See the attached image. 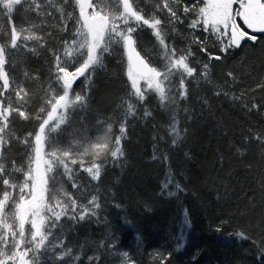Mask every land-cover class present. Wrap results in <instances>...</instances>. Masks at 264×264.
<instances>
[{"label":"trees","instance_id":"obj_1","mask_svg":"<svg viewBox=\"0 0 264 264\" xmlns=\"http://www.w3.org/2000/svg\"><path fill=\"white\" fill-rule=\"evenodd\" d=\"M196 2L184 0L188 5ZM23 7L18 6L13 14L18 26L22 24ZM66 11H73V7L67 6ZM180 14L183 22L175 25V32L169 30V43L177 49L191 45L194 56L190 63L197 69V75L188 79L189 97L177 110L183 137L173 145L174 137L168 129L171 111L162 108L155 93L150 92L142 104H137L136 115L127 117L121 160L113 163L109 157L99 181H92L78 165L73 166L78 169L76 182L81 187L73 189L72 182L64 178V189L81 204L97 194L101 207L96 216L85 221L75 224L63 221L66 245L72 249L66 264H122L119 254L125 251L135 264H159L163 256H168L165 264H259L258 256L264 249L261 243L264 241V145L255 137H264V88L258 87L264 84V33H253L256 41L246 39L241 48L221 53L214 35L202 28H189L195 13ZM33 20L39 22L35 17ZM55 23L52 19L48 21L50 26ZM5 26V18L0 16V32ZM76 27V21L72 20L67 33L52 27L45 32L53 31L56 38L63 35L70 40ZM137 35L141 54L153 66L162 68L159 46L151 30L145 29ZM193 36L206 40L209 51L222 58L209 60L199 44H191ZM55 42L50 40L49 47ZM17 60H23L16 73L33 98L28 111L34 116L42 106L41 89L50 83L52 58L46 49L26 56L12 55L9 69ZM205 63L209 64L210 82L199 75ZM127 67L121 47L105 54L104 67L95 71L88 90L87 118L82 126L80 116L84 114L77 111L71 128H66L61 137L65 144L72 138L69 133L73 128L83 132L87 127L85 134L90 137L101 134L97 130L98 120L113 123V138L120 135L125 116L118 106L131 91ZM24 71L29 73L28 77L23 75ZM230 71L235 74V81L227 77ZM33 74L39 79H32ZM85 84L81 78L74 84V91L82 93ZM217 91L221 95L217 96ZM253 104L260 107L251 108ZM184 108L189 109L187 114ZM145 109L152 115L145 118ZM12 128L23 138L38 128V122L17 118ZM28 151L14 142L6 156L16 159L21 166L26 164ZM89 159L85 157L86 161ZM17 179L22 181V175L17 174ZM167 179L172 184L162 191ZM168 192L175 195L169 196ZM185 220L191 227L183 229L181 238ZM237 232H244L248 239H240ZM178 238L182 247L177 243ZM101 242L109 247L102 248ZM156 253L161 256L157 257ZM76 256L80 259L75 260ZM90 256L100 259L90 262ZM41 260L52 264L45 257Z\"/></svg>","mask_w":264,"mask_h":264},{"label":"snow or ice","instance_id":"obj_2","mask_svg":"<svg viewBox=\"0 0 264 264\" xmlns=\"http://www.w3.org/2000/svg\"><path fill=\"white\" fill-rule=\"evenodd\" d=\"M234 4L239 7L234 8ZM69 5L73 11H66ZM18 6H24L20 26L13 20ZM149 7L152 8L150 12ZM181 12L196 14L189 28H202L205 33L214 35L221 45V53L241 48L246 39L257 40L256 35L237 22L238 19L253 33H264V0H197L192 5L185 4L184 0H151V4L147 0H0V16L6 21L0 32L3 40L0 42V264H46L41 257L51 260L52 264H66L72 249L66 245L63 221L75 224L94 217L101 204L97 194L91 195L86 204L79 203L64 189V178L72 182L73 189H80L76 182L78 169L73 166L78 165L92 181H99L109 157L113 163L123 158L122 140L127 132V117L136 115L137 104H142L148 93H155L160 106L171 111L168 129L174 137L173 145L182 139L184 130L179 127L177 110L189 97L188 79L197 75V69L190 63L194 56L191 45L177 49L169 43V30L175 32V25L183 22ZM49 19L56 23L50 26ZM72 20L76 21L77 27L70 40L64 39L63 35L56 38L53 31L45 32L46 28L52 27L67 33L68 23ZM145 29L151 30L159 46L162 68L153 66L138 50L137 34ZM52 39L56 42L49 47ZM191 44H199L200 51L207 53L209 60L222 58L209 51L206 40L193 36ZM117 46L126 56L131 85L128 98L118 106L125 116L120 124V135L113 138V123L98 120L100 135L93 138L85 134L87 127L83 132L73 128L69 133L72 138L65 144L61 137L66 128H71L77 111L84 114L80 116L82 126L87 118L88 90L95 71L104 67L105 54H111ZM38 49H46L52 63L50 83L41 89L42 106L33 116L28 111L33 98L16 73L23 60H17L11 69L8 65L12 55L37 54ZM23 75L28 77L29 73L24 71ZM199 75L210 82L208 63L203 65ZM227 77L236 80L231 71ZM31 78L35 80L39 76L33 74ZM81 78L86 81L85 91L77 93L74 84ZM258 87L264 88V84ZM215 94L219 96L221 92ZM203 102L207 103L206 100ZM183 111L187 114L189 109ZM151 115V111L145 109L144 117ZM17 118L35 119L38 128L21 138L12 128ZM188 118L191 119V115ZM255 139L264 145V137L257 135ZM14 142L30 150L26 153L25 165L18 166L16 159L6 156ZM85 157L90 159L86 161ZM17 174L22 175V181H18ZM171 184L172 180L167 179L162 191ZM175 187L180 188L179 184ZM168 195L175 193L168 192ZM126 223L131 225L130 221ZM181 227L182 238L183 229L190 228V222L185 220ZM236 236L248 239L244 232H237ZM177 243L183 246L180 238ZM101 247L109 246L101 242ZM119 255L122 264H135L128 252ZM155 255L161 256L160 253ZM88 259L99 261L100 257ZM167 259L168 256H163L159 264H165ZM258 262L264 264V249H261Z\"/></svg>","mask_w":264,"mask_h":264},{"label":"rangeland","instance_id":"obj_3","mask_svg":"<svg viewBox=\"0 0 264 264\" xmlns=\"http://www.w3.org/2000/svg\"><path fill=\"white\" fill-rule=\"evenodd\" d=\"M147 2H148L149 4H151V0H147ZM199 6H203V4H201V5H199ZM233 7H234V8H238L239 5H238V4H234ZM151 10H152V8L150 7L149 11H151ZM237 22L240 23L242 27H245V30H246V26L243 25V22H242L241 20L238 19ZM249 32H250V34H253L252 31L249 30ZM141 83H143V82H141ZM97 133H99V132L97 131ZM98 135H100V134H96L93 138H95V137L98 136Z\"/></svg>","mask_w":264,"mask_h":264},{"label":"water","instance_id":"obj_4","mask_svg":"<svg viewBox=\"0 0 264 264\" xmlns=\"http://www.w3.org/2000/svg\"><path fill=\"white\" fill-rule=\"evenodd\" d=\"M248 30H250V29H248ZM250 31H252V30H250ZM255 33H257V32H255Z\"/></svg>","mask_w":264,"mask_h":264}]
</instances>
